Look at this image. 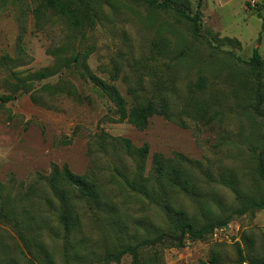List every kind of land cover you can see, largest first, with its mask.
Returning a JSON list of instances; mask_svg holds the SVG:
<instances>
[{
    "label": "rangeland",
    "instance_id": "obj_1",
    "mask_svg": "<svg viewBox=\"0 0 264 264\" xmlns=\"http://www.w3.org/2000/svg\"><path fill=\"white\" fill-rule=\"evenodd\" d=\"M171 1L189 15L199 12L201 34L217 49L195 37L192 23L172 9H155L143 0H99L94 22L84 20L78 27L46 7L45 0H0V96L13 93L12 73L25 76L52 67L57 57L62 62L79 55L70 70L60 68L34 83L36 89L49 84L62 94L36 92L35 102L29 94L0 102V209L11 211L24 227L25 220L32 223L30 231L22 228L24 246L0 219V264H105L107 252L161 233L163 240L140 248L142 263L156 255L157 264H207L216 254L222 264H239L236 247H245L242 236L259 245L264 208L243 215L235 211L264 199V180L256 172L264 65L257 106L252 70L228 52L248 61L257 49L264 61V0ZM114 68V84L128 105L130 88L142 87L148 97L168 90L176 118L153 116L144 131L116 122L112 104L86 72L107 80ZM119 137L136 148L148 145L143 175L153 154L171 158L176 152L197 162L192 172L203 197L176 193L170 207L184 210L194 225L226 218L227 223L203 239L191 241L185 232L176 242L179 231L161 206L120 179L119 172L132 179L136 163L116 146ZM53 164H66L77 175L92 174L112 207L101 211L74 202L79 227L68 235V244L58 221L59 203L39 178ZM109 264L134 263L126 254Z\"/></svg>",
    "mask_w": 264,
    "mask_h": 264
},
{
    "label": "trees",
    "instance_id": "obj_2",
    "mask_svg": "<svg viewBox=\"0 0 264 264\" xmlns=\"http://www.w3.org/2000/svg\"><path fill=\"white\" fill-rule=\"evenodd\" d=\"M149 7L155 9H172L178 13L181 17L187 19L192 23L193 35L195 37L204 38L209 48L217 49V46L212 45L209 38L204 37L201 34L200 14L196 12L189 15L185 8L181 5H175L171 0H143ZM99 0H45L46 7L56 10L63 16H65L74 26H80L84 20L94 22V18L99 13L98 8ZM40 14V10H39ZM260 17L259 14H257ZM225 42H234L233 39L224 38ZM236 45H239L235 40ZM231 55V59L237 64H243L249 67L254 75V80L257 85L256 96L257 106L261 103L259 98L260 79L262 76L264 61L260 57L257 49L253 50L252 56L248 61L241 60L238 56L232 52H228ZM57 56V55H56ZM79 59V55H73L70 58H64L61 62L60 57H57L56 62L52 67H45L39 69L31 74L25 76H18L12 73L11 77L14 79L13 93L11 95L0 96V102L7 103L22 94H29L33 102H35L34 94L36 92H45L51 96L56 94H62V90H57L51 87L49 84H44L38 89L34 87V83L45 80L58 72V69L64 68L70 70L74 63ZM87 72V77L91 83L101 92V94L108 99L114 109L116 116V122L127 123L139 131H144L149 123V119L153 116H161L163 119L171 121L174 118L171 112L170 95L168 90H158L154 95L148 97L143 93L144 88H130L128 93L132 97L131 105H128L127 100L120 93L116 85L114 84L117 76V68L113 69V72L107 80L95 76L94 74ZM138 86H140L138 84ZM68 93H71L68 91ZM262 119V133L260 137V151L257 154L256 172L259 177L264 180V113L260 115ZM211 117L206 119V124L209 123ZM116 146L120 147L127 155L132 156V160L136 163V171L132 179H129L126 175L119 172L120 179L125 187L133 192H136L155 204L161 206V208L167 214L170 223L176 230H180L185 226H190V230L186 231L191 241L203 239L205 236L212 233L217 227H223L227 223V218L223 220L212 219L202 223L201 225H194L190 222V219L186 212L182 209H172L169 204V199L173 198L176 193L192 196L195 198L203 197V190L199 186V180L192 172L197 168V162L188 159L182 154L174 152L171 158H164L160 154H153L151 158L150 169L146 175H143L145 160L148 155V145L143 144L141 147H134L130 141L126 138L119 137L114 139ZM209 169L203 171L204 177L207 182H210ZM44 182L51 194L55 197L59 203L60 213L58 215V221L65 233L64 241L68 244V235L75 231L79 226L77 217H74V202L82 201L89 203L94 208H99L101 211H111L112 207L105 201V197L102 192V187L97 181V178L92 174H74L66 164L62 166L52 165L51 171L47 176H39ZM232 186V185H231ZM234 192H238V189L232 186ZM47 204V202H46ZM48 205V204H47ZM264 208V199L251 200L248 205H244L240 209L235 211L237 215H243L249 210H260ZM0 219L9 225L18 235L19 240L27 245V239L22 228L30 231L32 224L29 220L26 227L23 222L13 217L11 211H4L3 207L0 209ZM165 235L163 233L158 234L154 238L144 239L136 245H121L113 251L107 252L103 256L105 264L111 262L119 263L121 258L128 254L131 256L134 264H157L158 258L156 255L151 257L147 263H142L139 259V250L143 246H154ZM242 240L245 247L242 249L239 246L236 247L237 261L239 264H264V234L257 247L254 246L253 240L250 236H242ZM79 243L76 244V247ZM207 264H222L218 255L211 256Z\"/></svg>",
    "mask_w": 264,
    "mask_h": 264
},
{
    "label": "water",
    "instance_id": "obj_3",
    "mask_svg": "<svg viewBox=\"0 0 264 264\" xmlns=\"http://www.w3.org/2000/svg\"><path fill=\"white\" fill-rule=\"evenodd\" d=\"M189 230H190V226H185L184 228H181V229L179 230V236L176 237V238H174V240H175L176 242L181 241V240L183 239V237H184L185 232H186V231H189Z\"/></svg>",
    "mask_w": 264,
    "mask_h": 264
}]
</instances>
